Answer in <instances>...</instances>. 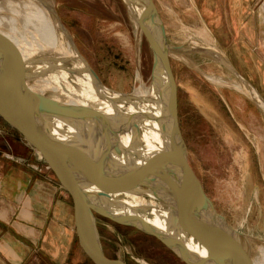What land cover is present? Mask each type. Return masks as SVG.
I'll return each mask as SVG.
<instances>
[{
  "label": "rangeland",
  "instance_id": "rangeland-1",
  "mask_svg": "<svg viewBox=\"0 0 264 264\" xmlns=\"http://www.w3.org/2000/svg\"><path fill=\"white\" fill-rule=\"evenodd\" d=\"M152 1L168 44L184 46L201 38L203 45L215 47L214 53L231 64L264 101V21L255 34L251 30L249 34L235 33L236 23L247 15L263 12L264 17V0ZM31 2L38 9L51 6L55 10L76 50L106 87L137 94L139 75L142 85H149L150 48L136 30L133 13L121 0ZM183 55L186 61L170 53L169 62L187 161L216 211L250 238L248 258L254 262L258 245L264 241V110L249 93L206 79L207 75L236 81L209 54ZM102 218L96 215V226L108 258L127 264H183L153 236ZM84 256L80 247L79 264H93Z\"/></svg>",
  "mask_w": 264,
  "mask_h": 264
},
{
  "label": "water",
  "instance_id": "water-1",
  "mask_svg": "<svg viewBox=\"0 0 264 264\" xmlns=\"http://www.w3.org/2000/svg\"><path fill=\"white\" fill-rule=\"evenodd\" d=\"M121 1L126 5L142 6L143 36L152 57L151 83L159 84V71L167 80L168 105L158 104L159 114L152 118L162 140L158 152L143 157L142 153L132 154L120 144L119 135L130 126L129 120L125 124L117 120L115 122L111 114L101 109L58 105L26 90V82L34 77L64 70L71 76L87 75L98 96L109 102L112 109L120 105L116 99L130 98V94L112 90L101 82L76 50L50 5L54 20L66 34L78 57L61 61L34 60L31 64L44 67L39 73L29 70V63L5 64L0 61V119L39 155L70 197L77 224L78 243L93 264H127L120 259H110L103 252L96 215L153 236L183 264H247V236L230 226L216 211L187 161L178 123L177 90L170 67L169 50L209 54L245 86L250 97L262 110L264 101L252 85L217 53L204 48L169 45L152 0ZM72 64L75 66L72 67ZM125 103L124 108L119 107L120 111L126 109ZM133 120L132 127L138 136L140 127L135 118ZM70 129L71 136L67 137ZM120 157L124 159L122 162L114 160ZM150 182L167 185L176 196L177 230L173 236L168 237L137 218L109 213L87 192ZM188 242H192L197 250L190 248Z\"/></svg>",
  "mask_w": 264,
  "mask_h": 264
},
{
  "label": "bare ground",
  "instance_id": "bare-ground-1",
  "mask_svg": "<svg viewBox=\"0 0 264 264\" xmlns=\"http://www.w3.org/2000/svg\"><path fill=\"white\" fill-rule=\"evenodd\" d=\"M128 7L134 15V20L136 19L137 32L143 34L142 6L132 4ZM50 9V7H40L38 9L32 4L31 0H0V61L5 64L29 63V70L39 73L44 70V67L31 64L34 60L53 59L61 61L78 57L73 46L68 42L66 34L54 20ZM200 39H193L192 42L186 43L184 47L204 48L212 53L216 51L213 46L203 45L205 42ZM187 51V53L197 52ZM170 53L175 58H182L186 61L183 55L185 52L170 49L168 54L170 55ZM71 66L74 67L75 65L72 64ZM158 74L160 75L159 84L150 82L147 87L142 85L139 75V92L133 95L130 94V98L116 99V102L120 105L116 106L114 104L116 106L114 109L109 105V102L98 96L96 88L87 75L84 77L71 76L64 70H56L46 76L41 74L34 77L26 82V90L37 97H44L49 102L58 105L78 109H101L103 112L111 114L115 122L117 120L119 123L123 122L125 124L129 120L130 126L119 135L120 144L130 150L132 154L142 153L143 157H147L158 152L162 147L157 124L155 125L152 122V118L157 117L159 114L157 105H168L166 76L160 71ZM205 77L217 86L227 84L248 93L245 86L238 81L230 83L219 76L206 75ZM253 94L258 98L254 92ZM124 103L127 107L120 111L121 107L124 108ZM133 118L140 127L138 136H136L132 127ZM68 136H71V129L67 134ZM114 160L122 162L124 159L120 157ZM87 192L98 205L109 213L137 218L150 228H154L168 237L173 236L177 230L176 214L178 207L174 203L176 196L163 183L150 182L143 185H128L98 191L88 190ZM247 239L251 247L250 238L247 237ZM188 246L197 250L192 242H188ZM247 264H264V241H260L258 245V260L251 262L248 258Z\"/></svg>",
  "mask_w": 264,
  "mask_h": 264
},
{
  "label": "crops",
  "instance_id": "crops-1",
  "mask_svg": "<svg viewBox=\"0 0 264 264\" xmlns=\"http://www.w3.org/2000/svg\"><path fill=\"white\" fill-rule=\"evenodd\" d=\"M262 13L242 18L235 33L255 34ZM76 232L70 197L36 152L1 120L0 264H79Z\"/></svg>",
  "mask_w": 264,
  "mask_h": 264
},
{
  "label": "built area",
  "instance_id": "built-area-1",
  "mask_svg": "<svg viewBox=\"0 0 264 264\" xmlns=\"http://www.w3.org/2000/svg\"><path fill=\"white\" fill-rule=\"evenodd\" d=\"M21 137V136H20ZM21 139L24 141V139L21 137ZM39 159H41L40 157H39Z\"/></svg>",
  "mask_w": 264,
  "mask_h": 264
},
{
  "label": "trees",
  "instance_id": "trees-1",
  "mask_svg": "<svg viewBox=\"0 0 264 264\" xmlns=\"http://www.w3.org/2000/svg\"><path fill=\"white\" fill-rule=\"evenodd\" d=\"M7 125V124H6ZM8 126V125H7ZM9 127V126H8ZM13 130V129H12ZM14 131V130H13ZM14 132H16V131H14ZM17 133V132H16ZM19 135V134H18Z\"/></svg>",
  "mask_w": 264,
  "mask_h": 264
},
{
  "label": "flooded vegetation",
  "instance_id": "flooded-vegetation-1",
  "mask_svg": "<svg viewBox=\"0 0 264 264\" xmlns=\"http://www.w3.org/2000/svg\"><path fill=\"white\" fill-rule=\"evenodd\" d=\"M202 188H203V186H202Z\"/></svg>",
  "mask_w": 264,
  "mask_h": 264
}]
</instances>
